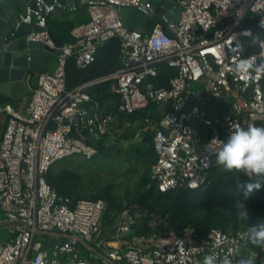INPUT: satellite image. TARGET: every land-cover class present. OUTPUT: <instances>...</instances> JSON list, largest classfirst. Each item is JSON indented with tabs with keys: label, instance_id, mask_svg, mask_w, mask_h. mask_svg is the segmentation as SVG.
<instances>
[{
	"label": "built area",
	"instance_id": "obj_1",
	"mask_svg": "<svg viewBox=\"0 0 264 264\" xmlns=\"http://www.w3.org/2000/svg\"><path fill=\"white\" fill-rule=\"evenodd\" d=\"M35 1L21 21L30 23L33 14L42 29L26 40L55 49V66L51 72L32 70L27 104L0 105V221L8 231L0 264H203L210 254L217 264H237L239 253L251 264H264V246L247 250L254 244L245 228L198 235L190 228L174 233L165 223L157 229L150 221L155 232L136 233L145 212L131 204L110 214L108 229L102 200L80 199L69 207L44 180L57 161L99 156L96 144L115 142L128 125L115 113L137 112L152 136V184L160 192L205 189L210 169L222 168L217 139H226L237 124L264 126V0H180L175 24L157 18L148 31L120 20L122 7L148 16L140 0H88V20L58 48L46 30L58 4ZM113 37L119 39V66L67 89L68 60L85 69ZM242 59L251 65L237 70ZM161 64L174 75L167 87L156 88L150 79ZM107 80L119 99L115 113L86 91Z\"/></svg>",
	"mask_w": 264,
	"mask_h": 264
},
{
	"label": "trees",
	"instance_id": "obj_2",
	"mask_svg": "<svg viewBox=\"0 0 264 264\" xmlns=\"http://www.w3.org/2000/svg\"><path fill=\"white\" fill-rule=\"evenodd\" d=\"M65 15L66 13H63L55 19H47V27H52L51 30L62 43L71 39L70 31L74 25ZM118 52L119 39L113 37L98 47L95 61L85 69L77 68L70 58L65 68L66 88L72 89L91 78L112 72L119 66ZM173 75V70L161 64L157 75L150 81L156 88L167 87L168 79ZM111 83L112 80L96 83L87 87L86 91L100 103L103 109L115 113L119 99L117 94L111 92ZM115 116L119 122L127 120L129 124L141 117L137 112L115 113ZM131 136L132 132L126 129L121 134V139H129ZM143 141V148L136 147L132 152H125V147L117 143V140L116 142L107 140L105 144L101 142L96 144L99 150L97 157L111 158L113 164L128 166L126 171L131 178H134L136 172L140 170L131 193L125 197L120 195L113 181L100 178L96 170H88V165L84 161L73 163L72 159H65L64 165L58 170L50 167L44 175V180L62 199L68 200L69 207L80 199L102 200L105 204L102 222L108 229L111 225L110 214L120 210L124 205L131 204L145 212L140 225L136 226V233L155 232L156 229L153 230L148 225L150 221L158 223L157 229L165 223L166 230L170 229L174 233L190 228L198 235H204L213 228L220 229L224 233L236 229H247L251 224L264 221V182L258 190H254L247 198H243L242 193L236 188L238 181L249 179L243 172L213 167L209 171V182L203 190L176 188L160 192L150 179V165L154 158L150 132L146 131ZM121 153H125L127 157L122 159ZM238 199L243 200L248 219L237 217L235 201ZM251 248L257 251L258 245L254 244ZM256 264H259L258 260Z\"/></svg>",
	"mask_w": 264,
	"mask_h": 264
},
{
	"label": "water",
	"instance_id": "obj_3",
	"mask_svg": "<svg viewBox=\"0 0 264 264\" xmlns=\"http://www.w3.org/2000/svg\"><path fill=\"white\" fill-rule=\"evenodd\" d=\"M43 1L46 4L55 1L58 7L52 14H56L58 8H76L85 0ZM139 3L148 16L162 17L171 24L176 23L181 9L179 1L176 0H140ZM35 8V0H0V104L25 95L27 87L24 79L28 71H44L47 58L55 52V49H50L41 42L26 40L27 34L42 29L35 25L33 14L30 15V23L21 21V16L25 15L27 10ZM119 15L122 24L127 28H141L147 23L146 15L132 7H122ZM46 30L55 47H60L62 42L55 32L50 28ZM247 250L254 252L251 246H248ZM236 258L237 264H240L241 253Z\"/></svg>",
	"mask_w": 264,
	"mask_h": 264
},
{
	"label": "clouds",
	"instance_id": "obj_4",
	"mask_svg": "<svg viewBox=\"0 0 264 264\" xmlns=\"http://www.w3.org/2000/svg\"><path fill=\"white\" fill-rule=\"evenodd\" d=\"M250 65L249 60L242 59L236 68L246 70ZM217 145L216 163L227 171L243 172L250 178L236 184L243 198H247L264 182V126L254 123L247 126L237 124L226 139H217ZM235 207L238 218L248 219L242 199L235 201ZM245 234L253 244L264 246V221L249 225ZM203 264H217V260L211 254L206 255ZM240 264H251V261L241 259Z\"/></svg>",
	"mask_w": 264,
	"mask_h": 264
},
{
	"label": "rangeland",
	"instance_id": "obj_5",
	"mask_svg": "<svg viewBox=\"0 0 264 264\" xmlns=\"http://www.w3.org/2000/svg\"><path fill=\"white\" fill-rule=\"evenodd\" d=\"M138 134L136 136V138L133 140V142L131 140H125V139H121V134H123V132H125V130H123L122 132H120L118 134V139H117V143H120L121 145L123 143V141H126V145H124L126 147V149L124 150L125 152H132L134 151V146L139 147V148H143L144 146V141H143V137L145 132L143 130H141L140 128H138ZM129 131H131L130 129H128ZM132 132V131H131ZM120 136V137H119ZM116 142V141H115ZM133 143V145H132ZM120 155H122V159L126 158L127 155L125 153H121ZM120 158V159H121ZM119 159V160H120ZM65 161V159H64ZM63 160L57 161L54 163V165L52 166V168L54 170H58L62 165H64ZM86 162V164L88 165V170H96L97 173L100 174V178L104 179V180H111L116 184V189L118 190V192L120 193L121 196L125 197V195L131 193V189L133 184L135 183L134 181L137 178V175H139V172H136V176L134 178H131L129 176V173L126 171V168L128 166H121L118 163L113 164V162L111 161V158H102V157H96L94 159L91 160H85L82 158H77L73 161V163L76 162ZM119 163H121V160L119 161ZM82 170V169H79ZM88 178V176H87ZM138 179V178H137ZM6 229L4 227H2L0 225V241L4 239L5 235H6ZM246 253V251H244Z\"/></svg>",
	"mask_w": 264,
	"mask_h": 264
},
{
	"label": "crops",
	"instance_id": "obj_6",
	"mask_svg": "<svg viewBox=\"0 0 264 264\" xmlns=\"http://www.w3.org/2000/svg\"><path fill=\"white\" fill-rule=\"evenodd\" d=\"M176 1H180V0H176ZM86 3L87 1L85 0L84 2H82L78 7H69V6H65L64 8H58V11L56 14H51L49 16V18L51 19H55L56 17H59L61 16L63 13H66V18L69 19L70 22H72L74 25L73 27L75 26H78L82 23H85L88 19V13H87V9H86ZM146 19H147V23H145L143 25V27L139 28L143 31H148L151 26H152V23L157 20V17H150V16H146ZM152 21V23H150ZM52 29V27H50V30ZM54 66H55V57L54 56H50L47 58L46 60V63H45V69L44 71H47V72H51L53 69H54ZM32 74V71H28L24 81H25V84H26V87H27V93L25 95H22L19 99H15V100H11L12 104L15 106V107H21L25 104H27V102L29 101L30 99V93H31V89L35 83V79L31 76ZM2 105V104H0ZM5 121V115L3 113H0V134H1V130H3V127H4V122ZM122 121H126L127 120H122ZM128 123V122H127ZM145 123H143L142 121H137L135 120L133 123L129 124L127 126H122L121 128V131L122 132L123 130H126V129H130L132 131V136L129 138V140H131L133 142V140L136 138L137 134H138V131L140 128L141 130H143L146 134V131H148L147 129L145 130ZM149 132V131H148ZM144 134V136H145ZM144 138V137H143ZM107 140H109L108 138L106 139V142ZM126 141L128 139H125ZM126 141H123L121 143H123L122 145H126ZM121 145V146H122ZM133 145V143H132ZM125 147V146H124ZM134 148H136V146H134ZM126 149V147H125ZM2 218V214H1V210H0V220ZM0 225L2 227H4L7 231V228L6 226L0 221ZM8 235V231L6 232V235L4 237L3 240L6 239ZM3 240H1L0 242H2ZM242 256V254H241Z\"/></svg>",
	"mask_w": 264,
	"mask_h": 264
}]
</instances>
